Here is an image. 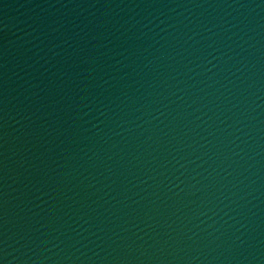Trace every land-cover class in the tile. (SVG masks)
Listing matches in <instances>:
<instances>
[{"label": "water", "instance_id": "95a60500", "mask_svg": "<svg viewBox=\"0 0 264 264\" xmlns=\"http://www.w3.org/2000/svg\"><path fill=\"white\" fill-rule=\"evenodd\" d=\"M0 264H264V0H0Z\"/></svg>", "mask_w": 264, "mask_h": 264}]
</instances>
